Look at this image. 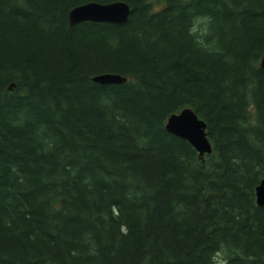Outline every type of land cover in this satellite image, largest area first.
<instances>
[{
	"label": "trees",
	"instance_id": "1",
	"mask_svg": "<svg viewBox=\"0 0 264 264\" xmlns=\"http://www.w3.org/2000/svg\"><path fill=\"white\" fill-rule=\"evenodd\" d=\"M92 1L0 0V264H264V0Z\"/></svg>",
	"mask_w": 264,
	"mask_h": 264
},
{
	"label": "water",
	"instance_id": "2",
	"mask_svg": "<svg viewBox=\"0 0 264 264\" xmlns=\"http://www.w3.org/2000/svg\"><path fill=\"white\" fill-rule=\"evenodd\" d=\"M131 13V6L122 0L109 3L92 1L74 7L68 17L71 27L85 21L125 24ZM260 65L264 69V53ZM92 80L101 84H121L126 82L128 77L107 72L94 75ZM166 128L170 133L188 140L201 157L212 153L213 146L207 134V124L191 107L170 115ZM256 200L258 205L264 206V179L256 187Z\"/></svg>",
	"mask_w": 264,
	"mask_h": 264
},
{
	"label": "rangeland",
	"instance_id": "3",
	"mask_svg": "<svg viewBox=\"0 0 264 264\" xmlns=\"http://www.w3.org/2000/svg\"><path fill=\"white\" fill-rule=\"evenodd\" d=\"M204 30L206 28L205 19H198L197 21V29Z\"/></svg>",
	"mask_w": 264,
	"mask_h": 264
}]
</instances>
